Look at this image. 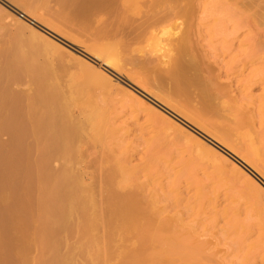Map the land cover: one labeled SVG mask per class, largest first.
<instances>
[{
    "label": "bare ground",
    "instance_id": "obj_1",
    "mask_svg": "<svg viewBox=\"0 0 264 264\" xmlns=\"http://www.w3.org/2000/svg\"><path fill=\"white\" fill-rule=\"evenodd\" d=\"M58 3L61 5L60 7L66 10V12L67 11L69 12L72 11V13L74 12L73 15L77 14V15H81V16L83 15V17H86L85 15L92 14V13L94 14V11L96 12V17H97L98 12H100V14L101 13L104 14L103 12H107L110 15L112 14L111 15L112 17L110 16V18L113 24L110 23V20L109 22H107V20L105 21V19H103L104 23L105 22L107 23V27H108V23L111 25V27L115 26L111 28L112 32L109 31L108 28L106 27L107 33L104 32L105 28H101V30H97V33L99 34V31H100V34H99L100 36L105 35V34H107L108 36V34H111L108 36V38H110V41L112 40V43L114 44V42L117 43L116 39L121 38V35L125 32L122 35V37L124 36L123 39L125 42L122 40V38L119 39L121 42L123 41V43H125V46L122 43L123 46L121 44V48H120V44L119 45L115 44L117 45L116 46L117 48L113 47L114 49L111 48L113 50L110 51V49L106 47L107 44L105 45L103 41L102 43H104L106 50L104 48H101V50L104 49L102 50L103 52H99V51L97 52L95 51L96 49L93 50L94 48H96V46L93 49L91 48V51L93 50L92 52L95 55V57L93 58L98 62H100V60L101 61L103 60L104 67L111 69V71H115L117 72V74L119 73L120 75L121 73H123L122 72L123 67H120L121 65L118 64V60L121 61L120 64L122 63V61L124 62V60H122L123 57L121 58L122 54H120V50L121 52L123 51L122 52L123 55L125 53L124 59H126L127 50L129 51L127 52L129 53V56H127V59L128 57L130 59L131 55L134 53L136 56L132 55V58H131L132 63L131 64L129 63L131 60L129 62L128 61L126 62H128L131 66L133 65V63H135V65H137L138 67H140L141 65L143 67V68L140 67L142 68L141 71L143 72V70H145L144 73L146 72L150 75L149 76L146 73L145 75L143 73L145 76H147L149 79L152 78V76L153 78L156 77V80L158 79L157 82H161L162 84L164 85L166 84L167 86H169L168 91L170 93L164 90L165 89L164 85L161 86L162 84L159 85V83L157 85L155 81H152L154 80L153 78L150 81L149 79H147V77H145L147 80L150 81L149 83L151 82L156 83L155 85L154 83H152L154 86L150 85L151 87H153V89H156V88L158 89L161 86L162 89L160 88V90L158 91L161 92L162 90V93L163 92L164 94L168 93L166 96L162 93H161L162 96L160 97L158 95H155V96L159 99L164 96L163 98H161L162 101L169 102L170 99H172L170 97L173 95L175 97V100L172 99L171 102L174 101L172 102V105L173 104L176 105V107L173 105L175 107L174 110H177V112L179 111L177 109V106L179 109L180 108L183 110L185 109L186 110V111L184 110L185 112L182 111V112H179V114L182 113V115H184V117L187 120L193 122L194 124L202 128L203 130L209 132L208 128L210 126L208 122L212 118L213 119L215 118V120L217 121L223 122V124L226 125V128L228 124L229 128L227 130L231 129L229 131H232V132L238 131L242 129L243 127H248L250 130L255 131L254 128H256V125H257L256 122H258L259 126L258 125L257 126H258L259 131L256 129L257 132L256 131L254 132L255 138H254L253 144L251 145L252 147L250 146L251 148L246 153L247 154L246 159L251 164H254L255 162L256 163L255 169H257L256 171L264 175L263 171L259 169V167H262V169L264 170V0H58ZM58 9L60 13L61 9L60 8ZM59 13H57L58 15L56 16L60 18L62 16H59L60 15ZM73 15H70V16L72 17ZM102 16H105V15H102ZM83 17L82 19L86 20V18H83ZM93 17H95V14L93 15ZM65 18L66 17H63V19ZM30 19L32 20V18ZM32 21L36 22L35 20H32ZM86 21L88 23L89 19H87ZM73 22H78V21H73ZM73 22L71 21V24ZM83 22L86 23L85 21ZM102 22L103 21L101 20V23ZM104 23L101 25H104ZM67 24H68V21H67ZM80 26L84 27V25H80ZM105 26L106 25H104V27ZM90 27L91 26L89 25V28ZM116 29H117V33H115ZM108 31L111 33H109ZM98 34H97V37H99ZM126 35H127V40L125 38ZM128 37H131V39ZM101 38L102 40H104L103 38H105V41H106V36H101L99 39L101 40ZM113 40H116V41H113ZM143 40L149 41V44H150L149 50L152 52L154 51L153 53L152 52L149 53L150 52L149 50H148V53H143L144 52L143 50L146 51L148 49V48L145 49L144 47L146 44H148V41H146V44L144 41L143 42L144 46H143V43H142ZM138 42L141 45H139ZM112 43H111V47H112ZM135 43L138 46H135ZM151 44L152 45L154 44L155 47H151ZM102 45L103 44L99 46L102 47ZM141 46H143V48ZM123 47L127 49H123ZM136 47H138L137 49L139 50V52H140L139 47L143 49L142 52H140L141 55L137 54L139 52L135 53ZM146 47L148 46L146 45ZM157 48H159V52L158 50L156 51ZM160 51H162L163 54ZM156 53L157 55L155 59H153L152 57H154V54ZM158 53L162 55L159 56ZM138 55L140 57L142 56V59L144 60L143 61L139 60L140 57ZM119 57L121 58V60ZM135 58H138V60H136ZM74 65L76 66V64ZM137 66L135 67L139 69ZM14 67H16V65ZM17 67L19 69L20 65ZM17 67H16V70H17ZM77 67L79 69L80 66L77 65ZM87 68L89 67L86 66V69ZM10 69H12V67ZM86 69L84 70L86 71ZM84 70L82 69L80 70L82 71L81 73H83V75L85 73L83 72ZM90 70H87V72L89 71L90 73ZM47 72L48 71H46V73ZM14 74L16 73L14 72L12 75ZM26 74H27L26 76H29L28 75L29 73L26 72ZM99 74H101V72ZM30 75L32 74L30 73ZM40 75L38 72L37 76L39 77L36 78L37 77L36 76L35 78L39 80ZM93 75H90V76L93 77ZM102 75L103 74H101V76L99 75L100 79L99 77H97L98 79L97 81L101 82L100 85L103 83V85H106V86L107 85L116 86L115 84H113V79H111L110 77L106 78ZM94 76H97V75L95 74ZM43 79L45 78H42V83H43ZM47 79H49L50 81V77H48ZM33 81L35 80L33 79ZM38 83L37 84L34 83L36 84V86L34 84L33 85L37 87ZM42 83L40 82L42 88L40 86L37 87V89L38 88L40 89L35 90V94L30 92L32 100L33 99H37V100L35 101L33 100L34 102L30 106V111L28 112L29 114L26 113L27 114L26 117H28L27 122L24 120L25 116L23 117L24 112L21 113L22 112L21 110H20L21 112H18L16 105L13 102H12V105L14 104L13 105L14 108L13 109L7 108L11 110L10 111L11 114H8L9 117L6 116V113L3 116H6L7 119L2 116L3 120L5 118L6 123L5 121L1 123L2 120L0 122L2 124V126L0 125L1 128L2 129L4 128L3 131L0 128L2 131L1 133H4V130H5L6 132H8L7 134L10 133L11 138H12L10 147H8L9 145H7V147L9 148V151L6 152L4 149L0 148V249L9 247L11 251L14 250L13 252L17 253L16 250L17 248H19V244H21L22 250L24 252L27 251L28 253L29 247L27 244L30 243L28 238L31 237V236L28 237V235L31 234L29 231L33 229L32 224L36 222L41 225L40 234L42 233L45 236L44 240L48 239L49 237L48 242L45 240V242H47V245L42 239V243L43 244L45 243L44 246L45 247L47 246V248L49 249L50 245H53L51 242L54 243L53 248L55 251L51 249L52 246L50 247L49 251L53 253V256L55 257L54 252L56 253V250L59 249V247L58 246L57 248L55 247L56 242L53 240L51 241V239H55V238L50 239V236L51 234L55 235L56 232L60 234V231H63V233H65L66 231L64 232V230H66V225L68 222H70V220L74 218L79 219L77 222H74L75 225L73 223L72 224L75 226L74 227L75 231L77 230V232L84 235V237H87L90 234V232H93L99 226V223L92 222L93 218H96L97 211L96 210L94 211L91 208V205L94 206L96 199L93 196V194L89 195L84 191L85 189L82 187L83 186L82 183L85 182L88 184V186H93L94 184H98L99 186L102 187V190H103V187L106 189L107 186L114 185V182L116 180V177H115L116 172L115 171L113 172L112 170V172L110 173L107 172L108 174L105 175L106 171L103 173V168H105L104 165L109 163V162L108 163L106 162L108 161L107 159H109L110 156L112 155L114 156V154H116L114 152L117 149H114V148L112 149L111 147H110L111 149L110 148L107 149V146L105 145L108 144L106 142L108 140H111L110 138L113 137V136L110 137L111 133L112 135H114L112 139V142H114L113 141L115 140L114 138L120 135L119 131L121 130L120 132H122L123 128L119 130V128L121 127L117 128V127H114L113 125L112 127L114 128V130L113 129L111 130V128H109L108 130V128L106 127L108 126L111 127L112 122H110V119L105 118L106 120L104 122L98 123L97 126L96 124L93 125L95 130H92L93 127L90 129V127L86 123L88 122L89 124V122L92 119L90 120L89 117L85 116L89 120L88 121L84 117V114L82 116L81 113H79V116L73 115L71 113V110L66 112L68 110V109L66 110V108H68L66 107V105H63V106L59 105L58 103H56V99L53 98L54 95H48L46 92L44 93L43 91H41L44 89V85ZM149 83H147V85ZM118 84L120 83L118 82ZM141 85L142 84H140L139 86ZM12 86L13 85H11V87ZM145 86L142 85L141 90L145 92L146 94H148L150 92V89ZM33 88L32 90L35 89ZM108 88H112V87L110 86ZM4 89L2 91H4ZM46 89L48 90V87H46ZM49 90H51V92L49 91V93L51 94L58 92L57 89H56L57 92L55 91L52 92L53 91L52 89H49ZM5 91L7 92L8 90H5ZM119 91L121 90L119 89ZM8 92L5 94V97L7 96ZM12 94L13 93H11V95ZM33 94H34V98L32 96ZM170 94L171 96H169ZM28 96L30 97V95ZM35 96L37 97L35 98ZM134 96H137V95H134ZM167 96L169 97V99L166 98L167 99L166 100L165 97ZM137 98L140 99L139 96ZM176 98L179 99L180 101H176L177 100ZM4 100L5 102L7 101L8 103V100L6 99ZM2 103L0 101L1 109L3 108V105H4V103L3 104ZM7 103H5L6 105L4 106L9 107L8 105L9 103L8 104ZM176 103H178V105ZM168 105L170 106V104ZM172 105L171 107L173 108ZM1 109L0 111H2ZM83 117L85 118L84 120H87V122L83 120ZM106 121H108V123L110 122L111 124L107 126L106 124L108 123ZM91 123L92 121L90 122V125ZM93 123H97V122L94 121ZM102 123H105V127H104V124ZM99 124H102L103 126ZM223 124H220V125L213 124L211 125V127L213 126L214 128L215 126L216 127L218 126L219 128H221L219 129L221 135H219L220 133H218L217 136L216 135L214 136L216 137V139H219L226 145V140L224 136L225 135L227 136L229 134L228 133L229 131H226V128ZM95 126L98 127V129L100 128L102 130L101 131H99L100 129L97 130ZM117 129L119 130L118 132H117ZM109 131L111 133H108ZM114 131L115 133L117 132V134H113ZM92 132H95L93 133L95 135H92L91 134ZM30 133L33 137L29 135L28 139L34 138L33 139L34 142L33 144H31L33 148H31L32 146L30 145L31 150H29V147H28V152L32 151V154L33 152H35L36 154V155H33L35 157L30 156V157H33L30 160L35 158L34 160H32L33 162L31 161L32 165L31 164L29 165V163H27L28 161L26 162L25 154H27L26 153L27 148L25 147L26 145H24L25 143L24 139ZM106 133L109 134V136L107 134V136L110 137L109 139H106L108 138L106 136ZM251 133L253 134V132ZM85 137H88V141H91L90 144L88 142H85L87 140V139L86 140L84 139ZM89 137L91 138V140ZM104 141H106L105 144H104ZM109 144H108V147H109ZM91 151L95 153L94 159H90L88 156L89 152ZM30 152H29V155H30ZM105 159L106 161H104ZM122 161L123 163H125L124 161L126 160L124 159ZM57 162L60 163V169L56 170L53 167V164H56ZM123 163L122 164L119 163L118 165L121 166L123 165ZM124 165H126V163ZM136 167L134 166L135 170L128 169L129 170L128 172L130 176L132 177V179H135V178L137 179L138 176L135 177V175L136 173L137 175L139 174L138 170H140L141 172V169H137L139 168V166L137 168ZM89 168L95 169L97 174L99 170L101 175L99 176L94 175L95 178H92L93 176L90 173L89 176H87L82 182L81 178L83 175H81V172L84 169H89ZM114 170L117 171L118 169L114 168ZM17 175H20V176L25 175L26 178L28 177L27 184L24 185V183L21 181L22 182L21 185H19V183L18 185H16ZM134 181H138V180H134ZM13 182H15L16 184H14ZM245 185L246 184L244 183V186ZM136 186L137 185H133V187H131L132 191L129 190V192L124 193L125 191L124 189H123L124 190L123 192H119L116 190L115 192L113 191L112 194L109 193V196L103 197V199H100V202L113 203V204L118 205V210L111 209L107 211L106 213L107 217L105 220L103 219L102 229L105 232V241H106L107 247L111 244V241H114L117 237L123 236L124 232H128V231L132 232L134 230H138L139 232L138 236H134V239L136 241L135 243L137 245L133 249L127 248L124 252L120 254L121 261L119 264H191V263L197 264L196 261L198 262V264L200 263L202 264H227L224 258H226L229 255V254L227 255L226 253L227 250H225V248H227L228 246L227 247L225 246L224 249L222 247V249L225 250V252L223 250L218 251V249L216 251H212V249L215 246H217L221 241H223V239L224 240L229 239L231 235L233 236V234L234 236H236L237 234H239L240 236L243 233L242 237H244L243 235L249 236L252 233L251 231L248 230V227H246L243 223L240 222L241 224L234 227L233 230L231 229H228L229 231L226 230L227 232H225V230L222 229L224 227H222L221 228L222 231H219L218 233L223 232L222 234L220 233V237H221V235H224V232H225L226 237L225 236L224 238L222 237V240L218 242L219 237L217 235V238H215L216 233L215 235H213V233H210L207 229H206V232L208 231L209 233L208 232L207 233L204 232L205 234L202 233L203 230L205 231L204 226L206 227V225L204 226L202 225L203 229L201 230L200 225L202 221L201 222L199 221L198 223V221L196 220L198 223V227H200V229L197 226H195L197 225L195 222L190 223L189 221V223L187 222L188 224L182 225V223L185 222L183 221L184 218L182 217L184 216V213H183L184 211L186 213L188 212L187 215L191 217V219L192 217L194 218V215L198 216L197 214H199L200 211L197 212V214L193 211L194 212L193 213L194 215H193L192 210L194 208L192 209L190 208L191 209L190 210L187 207L188 205L185 203L187 206L184 208L185 205L182 204L183 207L181 209L180 207L181 204H180L178 207H180V210L184 209V211L182 212L179 211L178 215L179 216L182 215V216L179 218L172 217L173 219H170L172 215L171 216L169 215L168 216L169 218L166 217L167 218L166 219L163 217V214L167 213L169 208L167 206L166 207L160 206V199H159L160 197H158L159 196L158 193L155 194L156 192L154 190H151V192H149V189H147V192H149L150 195L145 197L148 194L146 192V185H141L142 187L137 186V188ZM244 186H242V188L240 186V188L243 189ZM252 187L255 188L256 186L253 184ZM246 188L244 189H246L247 191L245 192L244 189L243 191L248 195L252 193L251 190H254V189L249 188V186ZM257 189H258L257 190L258 192L256 191V189L254 190V192H257L256 194L258 193L261 194V190H259L258 187ZM34 191H38V196L36 197L35 201L32 204H30V201H29L28 203L29 205H28L26 203L27 201H24L23 196L24 195L26 196L31 192L34 193ZM243 191L241 193H243ZM145 192H146V195L144 196ZM250 196H249V199H250ZM262 196H264L263 193H262ZM10 197H12L13 199L11 200ZM176 197H179V196H176ZM254 198L255 199L253 200L255 201V204L258 203L259 206L261 204L263 205V203L261 202L262 200L261 195L259 194L255 195ZM249 199L248 201H250ZM7 200L9 202L10 200L13 202L12 204L10 202L9 204V206L11 205L10 207L6 206L8 205ZM182 200L181 202L185 201V199L183 201ZM210 200H214V199H210ZM216 200L219 201L218 196ZM216 200L214 201L217 202ZM210 203H213V202H210ZM215 207H217V205ZM239 207H237V209H233L234 211L233 215H236L235 216L236 218H238L237 215H240ZM250 207L249 208L247 207L249 211L252 208ZM218 208H217L218 211H216V208L215 210H213L212 208V211H214L213 214L215 216H219V215L221 216L222 213L223 214L227 213L225 209H224L225 211L224 210L222 211V209H220V211H222V213L220 214ZM189 211H191V213ZM209 211L210 210H208V212ZM205 213L207 214L206 211ZM190 215H193V216H190ZM201 215H200V218H203L204 216L202 215L203 216L202 217ZM212 216H210L209 218L214 219V218H211ZM57 218L60 221L63 220L62 221L63 223H61V225L59 224L60 226L59 225L56 226L55 224V222L57 221L58 223H60L59 220H57ZM206 218L208 220V217ZM207 220H203V222ZM139 221H144V223L140 225L138 228L137 227L135 228V225L138 224ZM213 221H216V220H213ZM211 223L213 224V222ZM216 223H215V226H216ZM70 225L68 226V228L69 227L73 228V225L72 227ZM58 226H59V229L57 228ZM211 226H209V228ZM31 227L32 229L30 230ZM68 228L67 230L70 229ZM15 229H18L17 235H18V231H20L21 235L19 234L17 236L15 233H13ZM196 229H198V232L199 230H201L202 231L201 233L203 236L206 234H209V236L208 237L204 236L205 238L203 236L200 237V235L198 237L197 235L194 236L195 234H199V233H195L197 231ZM149 231H151L152 233L167 234V236L164 237V239H162V241L159 242V247L156 249H152V250L149 249L148 248L149 239L142 236L141 234V233H146ZM211 231H212V228H211ZM231 231L233 232L231 233ZM42 234L39 236H43ZM53 235L51 237H54ZM26 237L28 238L26 239ZM261 237H264V236H261ZM36 238H38V236ZM24 239L28 240L29 242ZM134 239L133 240L129 239L128 241L130 242L132 240L131 241L132 243ZM242 239L243 238H241V242L243 243L244 240ZM58 240L62 241L61 238ZM58 240L56 238V241ZM24 241L25 243L27 242L26 245L28 248L25 247L26 245L25 246L23 245ZM37 241H39V239ZM241 242L239 240V243ZM58 243L59 241L57 242V244ZM33 244L34 242L31 245ZM82 244L85 245L84 242ZM90 244L93 245V243H89L86 240V245H90ZM94 245H95L97 252L99 253V256L101 255L102 258L104 259L103 257L104 246L101 244V240L96 241ZM243 245H246L245 249L246 248L248 249V250H244V247L242 246L243 247L242 252L240 251L241 255L243 253L245 254L244 257L246 256L245 264H257L255 258L257 256L259 257V255L256 254L258 253L256 251H259V248L256 249L258 246L255 248L254 244L247 245L245 243ZM45 247H44V251H45ZM237 247H238V243H237ZM21 248L19 250H21ZM81 248L78 247L79 250H81ZM228 248L230 249V247ZM48 249H46L47 250L46 254H48ZM214 249H216V247ZM238 250H240V248H238ZM243 250L245 252H243ZM260 250L262 249L260 248ZM234 251L232 252V255L230 256H233V254L236 257L238 256V254L239 256H241L240 252L238 253L237 251L235 252ZM4 252H6V255L8 256L7 251L4 250ZM229 252H231V250ZM10 253L11 252H9V254ZM23 254H26V253L22 252L21 255ZM6 255H5L6 257L5 259V257L3 258L2 257L3 255L1 256V253H0V256H1L0 264H3V263L7 264L5 262H9V264L10 262L14 263L13 261H10V260L8 261L7 260L8 258ZM53 256H51V254L49 255V257H53ZM236 257L233 256L231 258L234 259ZM1 258L3 262H1ZM61 258L59 260V257H58L57 260H59L60 262L62 261ZM57 260L56 258L54 259L52 258L51 260H47V262L48 264H51V263L53 264L54 261H56L57 263ZM236 260H239V259H236ZM50 261L52 262L49 263ZM23 263L25 264L27 262H23ZM69 263L71 264L72 261L71 262L69 261ZM14 264H17V263H14ZM232 264H235V262H233Z\"/></svg>",
    "mask_w": 264,
    "mask_h": 264
},
{
    "label": "rangeland",
    "instance_id": "obj_2",
    "mask_svg": "<svg viewBox=\"0 0 264 264\" xmlns=\"http://www.w3.org/2000/svg\"><path fill=\"white\" fill-rule=\"evenodd\" d=\"M48 1H49V3H48ZM60 6L61 5L58 3V0H40V1L39 0H0V67H1L0 68V89L2 87V89L0 90V101H1V103H2V101H3V103L5 102L4 99L8 100V103L11 101L10 102L11 105H10V103L8 104L7 101L5 102L9 105V107L4 106V105H6L5 103H4L2 109L0 107V109L3 111V112L0 111L1 112L0 113V115H1L0 116V122L2 120L1 123H3V121H5L6 116L9 117L8 114H11L10 109L14 108V106H13L14 104L16 105L18 112H21V111H22L21 113L24 112L25 115L23 114V117L25 116L24 120L27 122L28 117H26V115L29 114L28 112L30 111V106L33 104V102L35 100H37V99H33L34 101L32 100L31 93L35 94V90L40 89V88L37 89V87H39V86L42 88L40 82L42 83V78H45V79H43V83H42L44 85V89L41 91H43L44 93L46 92L48 95H54V97L53 96L52 97L54 99H56V103H58L59 105H61V106L66 105V107H68V108H66V110L68 109L66 112L71 110V113L73 115L79 116V113H81L82 116L84 114V117L87 116V117H89L90 120L92 119L91 120L92 123L90 125L91 121L88 124V122H87L88 119L85 117L87 120H84L85 118L83 117V120L87 122L86 124L90 127V129L93 127L92 130H95L93 125L96 124V126H97L98 123L104 122L106 120L105 118L110 119V122H112L111 127H109L108 125L111 123L110 122L108 123L109 120L106 121L108 123V124H106L108 126V127H106V128H108V130H109V128H111V130L112 129L114 130V128L112 127L113 125H114V127H117V128L121 127V128H119V130L123 128L122 132H120L121 130L119 131L117 129V132L119 131L120 135H118V136L116 135L117 137L114 138L115 139V140H113L114 142H112L114 135H112L111 130H110L111 132L109 131L108 133H111L110 137L113 136L112 138L108 137L109 134L106 133V136L108 134V136H107L108 138H106V139H109V138L111 139V140H108L110 142V144L108 141L107 142L104 141V144H105V142L109 144V147H108V144L105 145V146H107V149L110 147L112 149L113 148L117 149V150H115L114 153H116L118 157L116 156V154H114V156H116V157H114L113 155H112L113 157L110 156L109 157L110 161L106 157V159L108 161H106V159L104 161H106L107 163L109 162V163L108 164L104 163L107 166L104 165L105 168H103V173L106 171L105 175L108 174L107 172H109V173L112 172V170H113V172L114 171L116 172V176H115L116 177V180H115L116 183L114 182V185L107 186L106 189L103 187V190H102V187L99 186L98 184H94L93 186H88L87 183L83 182L84 179L87 176H89L90 173L93 176L92 178H95L94 175H98V176L101 175V173L98 170V174H97L96 170L93 168L84 169L81 172V175H83L81 180L83 182L82 187L85 189L84 191L89 195L93 194V196L96 199L94 206L91 205V208L94 211L95 210L97 211L96 218H93L92 222L93 223L94 222L99 223V226L97 227V229L94 230L93 232H90V234L87 237H84V235L80 234L79 232H77V230L75 231V229H74V227H75L74 222H77L79 219L74 218V219L70 220V222H68L66 225V230H64V232L66 231L65 233H63V231H60V234L57 232L55 233V235L51 234V236L53 235L54 237H51L49 235L50 239L55 238V239H51V241L53 240L56 242L55 247L56 248H57V246L59 247V249H57L56 253H55L54 252L55 250L53 248L54 243L51 242L53 245H50L51 243L49 244L50 247L52 246L51 249L54 250V251H52V252H54V255H55V257H54L53 253H51L49 251L50 247L48 249L47 246L46 247L44 246L45 243L47 245V242L49 241V237H48V239H45L47 241V242H45V240H44L45 236L42 233L41 234L43 236H39V235H41L40 234L41 225L39 223L34 222L32 224L34 231L31 227L30 230L31 229L32 230L29 231L31 234L28 235V237L29 236H31V237H29V238L26 237V239L28 238V240L30 241V243L27 244L29 248L26 245L27 242L26 243H25V241L23 242V245L24 246L26 245L25 247L28 248V253L26 250H25L26 252H24L21 248L22 245L19 244V248H17V250H16L17 253L13 252L14 250L11 251V249L9 247L3 248L4 250L7 251L8 256L6 255V252H4L3 249H0L1 256L3 255L2 257L4 258L6 255L8 258L7 259L8 261L10 260V261H13L14 263H17V264H24L23 262H27L25 264H39L40 262H42L40 264H44L45 262H46L45 264H48L47 260H51L52 258L53 259L56 258V260H57L58 257H59V260L62 257L63 258V259L61 258L62 261L59 262V260H57V263H56V261H54L55 263L53 262V264H58V263L59 264H70L69 261L70 262L72 261L71 264H119L121 261L120 254L122 252H124L127 248L133 249L137 245L135 243L136 241L134 239V236H138L139 232H138V230H134L132 232L131 231L124 232L123 236L117 237L114 241H111L110 245L108 243L109 246L107 247L106 241H105V232L102 229L103 219L104 220L106 219L107 211H109L111 209L118 210V205L113 204V203H103V202H100V199H103V197L109 196V193L112 194L113 191L115 192L116 190L119 192H123L125 190L124 193H126V192H129V190L132 191L131 187H133V185H137L138 187L139 186L142 187L141 185H146V192H147V189H149V192H151V190H154L156 192L155 194L158 193L159 196L158 195L157 196L160 197L159 198L160 199V206H165V207L167 206L169 208L168 212L163 214L164 218L168 217L169 215L170 216L172 215L170 219H173L172 217H174V218L181 217L182 215L179 216L178 214H179V211L180 212L184 211V209L180 210V207L182 209L183 205H185L184 208L187 205H188L187 207L189 209L194 208L192 210V214L194 212L197 214V212L200 211V213L204 217L199 213V214H197L199 217L195 216L193 214L194 218L192 217V219H191V217H189L187 215L188 212L186 213L185 211L183 212L185 217L182 216L184 218L183 221H185V222H183L184 224L182 223V225L188 224L190 221V223L195 222L197 224L195 226L198 227L199 221L200 222L202 221L201 225L199 224L201 227V230L203 229L202 225L203 226L206 225L207 228L204 226L205 231L203 230V232L201 230H199V232H198V229H196L197 231L195 233H199V234H195L194 236L197 235V237H198L200 235V237H201V236H203L202 233H204V232L207 233L209 231L210 233H213V235H215V233H216L215 238H217V235H218V237H219L218 242H219L222 240V237L224 238L225 232L229 231L228 229L233 230L234 227L243 223L246 227H248V230L252 232L251 235H249L250 237L247 235H243L245 238L242 237L243 233L240 236H239V234H237L236 236H234V234H233V236L231 235V237L229 239H225V240L223 239V241H221L217 246H215L216 249H214L215 248L214 247L212 249V251H216L217 249H218V251H221L225 248V246L226 247L228 246V247H230V249L227 247V248H225V250H227V252H226L227 255L229 254L228 256H230V255H232V252L234 250L237 251L238 253L240 251L242 252L243 247H244V250H248L247 248L245 249L246 245H243V244H245V243L247 245L254 244L255 248L258 246L256 249L259 248V251H260V253H259V251H256V252H258L256 254L259 255V257L256 255L257 256L256 257L257 259L255 258L256 263L257 264L258 263L264 264V237H261V236H264V235H262V234H264V220H263L264 219V209H263L264 208V198H262V197H264V196H262V193L264 194V175H262V174L258 173V171H256L257 169H255V165H256L255 162H254V164H251L246 159V156H247L246 153L252 147L251 145L253 144V141L255 138L254 132L256 131V129L259 131L258 122H256L258 126L256 125V128H254L255 131L250 130L248 127H243L242 129H240L238 131L232 132V131H229L231 129L227 130L229 128L228 124H227V128H226V125L223 124V122L217 121V120H215V118L210 119L211 118L210 117L209 118L210 121L208 122L209 126H210L208 128L209 132L203 130L202 128H200L199 126L194 124L193 122L187 120L184 117V115H182V113L179 114V112H182V111L185 112L186 111L185 109H184L185 110L184 111L181 108L179 109L177 106V109L179 111L177 112V110H174L176 105L173 104L175 106L174 107L172 105V102H174V101L171 102L172 99L175 100V97L173 95L172 96H171V94L169 95V96H171L170 98H172V99H170V101L168 100L169 102H167V101L163 102L162 101L161 98H163L164 96L160 98L161 101L159 98H157L155 96V95H158L160 97V96H162V94H164V92L162 93V90H161V92L158 91V90H160L161 86H163L164 84H162L161 82H157L158 79L156 80L155 76H154L155 78H153V76H152V78L154 80H152V78L149 79L147 76H145L148 73L145 72L146 73L145 74L144 73L145 70H143V72L141 71V69L143 68L141 65H140V67H142V68L135 65V63H133L134 67H133V65L132 66L130 65L132 63V59H131L132 55H135L133 52H132L133 54L131 55L130 59H129V57L127 59V56H129V53H127V52H129V51L127 50V52H126L124 50L126 52V55H127L126 59H124L125 53L123 55V53H122L123 51L121 52V50H120V54L123 55V56L121 55V58L123 57L122 60H124V62L122 61L121 64H120L121 61L118 60V64L121 65L120 67H123V69H124L123 70L121 68L123 73H121L120 75H119V73L117 74V72L111 71V69L104 67L103 66V62H104L103 60L102 61L100 60V62H98L93 58V57H95V55L93 54L92 51L95 49H96L95 51H97V52L98 51L103 52L102 50H104V49L106 50V47H108L111 51L114 49L113 47L117 46L115 44H118V45L120 44V48H121V44L124 41V39H123L124 36L122 37V35L125 32L121 35V38L123 41L121 42L119 40L121 38H119V39H116L117 41L113 40V41L117 42V43L114 42V44L112 43V40L110 41V38H108V36L111 34H108V36H107V34L101 35V36H106V41H105V38H103L104 40H102V38H101V40L99 39L101 37L99 35L100 31H99V34L97 33V30H101V28H105L104 32L107 31V29H106L107 23L106 22L104 23L103 19H105V21L107 20V22H109V20H110V23L113 24V22H111V18H110V16L112 14L110 15L107 12H103L104 14H102V13L100 14V12H98V14H100V15L97 14V17H98L97 18L96 12L94 11L95 17H93V15H94L93 13L85 15L86 17H83V15L82 16L77 15V14L73 15L74 12L72 13V11L66 12V10H64V8H62ZM58 8H60V9L62 8L61 9L62 11L60 10V13H59ZM70 10H72V9H70ZM61 12H62V14H61ZM22 13H23V15H22ZM57 13H59L60 14L59 16H62V17H60V18L57 17L56 16V15H58ZM69 14L73 15L72 16L73 18ZM102 15H105V16H102ZM29 17L32 18V20H35L36 22H33ZM63 17H66V18L63 19ZM76 17H78V18H76ZM82 17L86 18V20L89 19L88 23L86 20H83ZM101 17H103V18H101ZM93 18H95V19H93ZM101 20L103 21L102 23H101ZM67 21H68V24H67ZM71 21L72 22L78 21V22H73L71 24ZM83 21H85L86 23H84ZM95 21H96V23H95ZM103 23H104V25H106L105 27H104V25H101ZM87 24H89L91 27L89 28V25H87ZM80 25H84V27H82ZM114 25H115V23H114ZM112 27H115V26H112ZM112 27L108 23L107 28L109 31H111ZM111 32H109V33H111ZM95 33H97L99 37H97V34H95ZM115 33H117V29H116ZM125 38L127 40V35ZM128 38L131 39V37H128ZM103 41H104L105 45L107 44L106 47H105L104 43H102ZM144 41L146 44V41H148V40H143L142 43ZM111 43H112V47H111ZM101 44H103L102 47H100ZM123 44L125 46V43H123ZM123 44H122V46H123ZM138 44H139V42H138ZM113 45H115V46H113ZM139 45H141V44H139ZM146 45L148 47H146ZM146 45L144 46V43H143V46L145 47V49H147V48L148 49L145 51L139 47L140 52H142V50H143L144 51L143 53H148V50L150 48L149 47V45H150L149 41H148V44H146ZM95 46H96V48H94ZM135 46H138V45H136V43H135ZM143 46H141V47L143 48ZM151 47H155L154 44L153 45L151 44ZM91 48L92 49L94 48V49L91 51ZM101 48H104V49L101 50ZM108 48H107V50H108ZM111 48H113V49H111ZM137 48L138 47L135 48V51H136L135 53L139 52V50ZM123 49H127V48L123 47ZM133 50H134V48H133ZM157 50L159 52V48H157L156 51ZM140 52L137 54L141 55ZM151 52L152 51H150L149 53H151ZM160 52L163 54L162 51H160ZM143 53H142V55H143ZM156 55H157V53L154 54V57H152V58L155 59ZM161 55L159 54V56H161ZM117 58H118V56H117ZM121 58H120V60H121ZM140 58H139V60H141V61L144 60V59H142V56ZM135 59L138 60V58H135ZM126 61H128V62L130 61L129 62L130 64ZM141 61H140V63H141ZM133 62H135V61H133ZM15 63L20 65L19 69L17 67L19 65L15 64ZM81 63H82V65H81ZM74 64H76V66ZM137 64H139V63H137ZM15 65L17 67V70H16V67H14ZM77 65L80 66L79 69H78ZM84 65H86L89 68L86 69V66H84ZM135 66H137L139 69H137ZM11 67H12V69H10ZM90 68H91V70H90ZM32 69H33V71H32ZM81 69L82 70L86 69V71L85 70L83 71V72H85L84 75H83V73H81L82 72V71H80ZM22 70H24V71H22ZM43 70H44V72H43ZM45 70L48 71L47 73H49V74H47ZM87 70H90V73H89V71L87 72ZM25 71L27 73H29L28 74L29 76H26L27 74ZM14 72L16 74L12 75ZM38 72H39V75L41 74L40 78H39L40 81L38 79H36L39 77V76H37ZM100 72H101V74H103L102 76H104L106 78L110 77L111 79H113V84H115L116 86H113V85L108 86L107 85L108 87H110V86L112 87V88H108L106 85H103V83L100 85L101 82L97 81L98 80L97 77H99V75L101 76V74H99ZM30 73L32 75H30ZM94 73L97 76H94L95 75ZM34 74H36V75H34ZM89 74L90 75L94 74V75L92 77ZM128 74H130V75H128ZM15 75H17V76H15ZM124 75H126V76H124ZM46 76H47V78L50 77L51 82L49 81V79L46 78ZM86 76H88V77H86ZM141 76L144 78H142ZM5 77L7 78V80ZM12 77L14 80L12 79ZM129 77H131V78H129ZM145 77H147V79H149L150 81L151 80L155 81L157 83V85H158V83H159V85L162 84L160 87L158 86L159 87L158 89L156 88L158 92L156 91V89H153V87H151V86H154L156 83L155 82L149 83L150 81L147 80ZM10 78L13 80L14 83L12 82V80ZM33 79L35 81H33ZM99 79H100V77H99ZM38 81H39V83H38ZM47 81H48V83H47ZM118 82L120 84H118ZM34 83H36V84L38 83V86L35 87L36 84H34ZM54 83H55V85H54ZM139 83L144 85V86L146 84L145 87H148L150 89L149 93H151V94H149V93L146 94L145 92H143L141 90L142 85L139 86L140 85ZM147 83H149V84L147 85ZM152 83H154V85ZM45 84H47V85H45ZM117 84H118V86H117ZM11 85H13V86L11 87ZM32 85L34 86L35 89L33 88ZM45 86L48 87V90L46 89ZM4 88H6V89H4ZM9 88H11L12 91ZM32 88L34 90H32ZM118 88L121 91H119ZM164 88L163 89L166 92H169L168 91L169 86H167L165 84ZM3 89H4V91H2ZM49 89H52L53 90L52 92H54V91L55 92L58 91V92L51 94V93H49V91L51 92V90H49ZM56 89H57V91H56ZM116 89H118V90H116ZM5 90L9 91V92L7 91L9 95L7 94L6 97H5V94L7 92ZM23 90H24V92H23ZM11 93H13V94L11 95ZM34 94L32 95L33 98H34ZM58 94H59V96H58ZM133 94L137 95V96H134ZM167 94L168 93H166L164 95L166 96ZM28 95H30V97ZM138 96L140 97V99L137 98ZM36 97L37 96H35V98ZM27 98H29V99H27ZM166 98L169 99L168 96L165 97V99ZM176 101H180V100L177 99ZM12 102L14 103L13 105H12ZM165 102L170 104V106ZM176 104L178 105V103H176ZM171 105L173 106V108L171 107ZM7 108H10V109H7ZM80 109H82V110H80ZM82 112H84V113H82ZM5 113H6V116H3V115H5ZM2 116L5 117L4 120H3ZM94 121L97 123H93ZM1 123H0V125L2 126ZM5 123H6V121H5ZM102 124H104V127H105V123H102ZM102 124H99V125H102ZM213 124H215V125L223 124L226 128V131H229L228 132L229 134L227 133L228 135L224 136L225 140H226V145H225V143H223L219 139H216V137L214 136V135L217 136L218 133H220L219 129H221V128H219L218 126H217L218 127L217 128L215 126L216 128L214 127L215 128L214 129L213 126L211 127V125H213ZM1 126H0V128H1ZM89 127H88V129H89ZM96 128H97V130L100 129V128L98 129V127H96ZM106 128H104V129H106ZM1 129H0V148L4 149L7 152V151H9L8 147H10V145H11V139L12 138H11L10 133L7 134L8 132H6L5 130H4V133H1L4 128L2 129V131H1ZM101 130L102 129H100L99 131H101ZM142 130H144V131H142ZM117 132L115 133V131H114L113 134H117ZM251 132H253V134ZM93 133H95V132H92L91 134L95 135ZM29 135H31V133L26 136V138H25L26 141L24 139V142H25L24 145H26L25 147L27 148L26 149L27 154H25V158H26V162L28 161L27 163H29V165L30 164L32 165L31 161L34 160L35 158L32 160H30V159L35 157L33 155H36V154H35V152H33V154H32V151L31 152L29 151L30 152V155H29L28 147H29V150H31L30 149V147L32 146L31 144H33V142H34L33 141L34 138L28 139ZM219 135H221V133ZM84 139L85 140L87 139L85 142H88L90 144L91 141H88V137H85ZM90 140H91V138H90ZM131 143H132V145H131ZM7 145H9V146L7 147ZM7 148H8V150H7ZM31 148H33V146ZM110 154H112V153H110ZM28 155H29V157H28ZM30 156H33V157H30ZM88 156L90 159H94L95 153L93 151H91V152H89ZM119 158H120V160H119ZM124 159L126 160V161H124L126 163V165H124L125 163H123V161H122ZM119 163H121V164L123 163L124 166L118 165ZM134 166L135 167L139 166V168H137V167L136 168L141 169V172H140V170H138L139 174L137 175V173H136V175H135V177L138 176L137 179L135 177H133L135 179H132V177L130 176V174L128 172L129 171L128 169L135 170ZM53 167L56 170L60 169V163L57 162L56 164H53ZM114 168H116L118 170L116 171V170H114ZM137 169H136V171H137ZM259 169L262 170L263 174H264V170L262 169V167H259ZM107 170H109V171H107ZM16 179L15 180L17 181V184L15 183L16 181L13 182L16 185H18V183H19V185H21L22 182L24 183V185H26L27 181H28L27 180L28 177L26 178L25 175H21V176L17 175ZM134 180H138V181H134ZM244 183L246 184L245 186H244ZM118 184H119V186H118ZM253 184L256 186L255 188L252 187ZM137 186H136V188H137ZM160 186L163 188H161ZM240 186H241V188H242V186H244L243 189L249 186V188L254 189V190L256 189V191L258 190L257 189V187H258L259 190H261V194L260 193H258V194L261 195V199H262L261 202L263 203V205L261 204L259 206L258 203L255 204V201L253 200V199H255L254 196L258 195V194H256L258 191L254 192V190H251L252 193L250 195H252V194L253 195L250 196V195L245 193L247 191L246 190L247 188L244 189V191H245L244 192L243 189L240 188ZM111 187H112V189H111ZM241 190L243 191V193H241L242 192ZM146 192H145L144 196L146 195ZM149 192H147L148 194L145 197L150 195ZM245 194L248 196H246ZM26 196H27V198H26ZM26 196L25 195L23 196L24 201H27L26 202L27 204L30 201V204H32L35 201L36 197L38 196V191H34V193L31 192ZM154 196H156V195H154ZM176 196H179V197H176ZM217 196H218L219 201L216 200ZM249 196H250V199H249ZM10 199L12 200L13 198L10 197ZM182 199L183 200L185 199V201H183ZM210 199H214L217 202H215L214 200H210ZM248 199L250 201H248ZM11 200H10V202L12 204L13 202ZM155 200H157V199H155ZM181 200L184 203L181 202ZM10 202L8 201V205H6V206L10 207L11 206V205L9 206ZM210 202H213V203H210ZM214 204H215V206L217 205V207H215ZM179 205H180V207H178ZM218 205H220V206H218ZM241 206H242V208H241ZM218 207H220V208H218ZM237 207H239V210H240V215H237L238 218L235 217L236 215H233L234 214L233 209H237ZM247 207L251 208L250 211L248 210ZM212 208H213V210H215V208H216V211H218L217 210V208H218L220 214L222 213V211L224 209L227 211V213L226 214L222 213L221 216L220 215L215 216L213 214L214 211H212ZM220 209H222V211H220ZM243 209L246 211H244ZM208 210H210V211L208 212ZM201 211H203V212H201ZM205 211L207 212V214L205 213ZM189 212L191 213V211H189ZM212 214H213V216H212ZM193 215H190V216H193ZM200 215L204 219L200 218ZM210 216H212L211 218H214V219H210L209 218ZM59 217H61V216H59ZM195 217H196V219H195ZM206 217H208V220L209 219L210 220L208 221ZM185 218H186V220H185ZM199 218H200V220H199ZM57 220H59V219L57 218ZM196 220L198 221V223ZM203 220H207V221L203 222ZM213 220H216V221H213ZM62 221L59 220L60 223H58V221L55 222L56 226L59 224L61 225V223H63ZM211 222H213L214 226ZM214 222L215 223L217 222L216 226H215ZM237 222H238V224H237ZM143 223H144V221H139V223L135 225V228L136 227L138 228ZM70 224L73 225V228L69 227L70 228L69 229L68 226ZM207 224H208V226H207ZM39 225H40V227H39ZM72 225H70V226L72 227ZM59 226L57 227L58 229H59ZM209 226H211V227L209 228ZM200 227H198V228L200 229ZM222 227H224V228H222ZM251 227H252V229H251ZM67 228L69 230H67ZM211 228H212V231H211ZM221 228L223 230H225V232H224V235H221V237H220V233L221 234L223 233V232L218 233L219 231H222ZM206 229L208 230L207 232H206ZM17 230L18 229H15L16 232L15 231L13 232L16 235H17ZM68 231H69V233H68ZM34 232H35V234H34ZM37 232H38V234H37ZM232 232L233 231H231V233ZM19 234H20V231H18V235ZM56 234H58V235H56ZM141 234H142V236L149 239L148 248L151 250L158 248L159 242L162 241V239H164V237L167 236V234H165V233H152L151 231L146 232V233H141ZM32 235H33V237H32ZM46 235H48V234H46ZM259 235H260V237H259ZM37 236H38V238H36ZM204 236L208 237L209 234H206ZM240 237L243 238L242 239V240H244L243 243L241 242ZM56 238H57V240L61 238L62 241L58 240L59 243L57 244L58 241H56ZM26 239H24V240H26ZM30 239L31 240L33 239L32 241L34 242V244H33L34 246L31 245L33 242ZM38 239H39V241H37ZM42 239L45 242L44 244L42 243ZM129 239H132V240L134 239V241L131 243L132 240L129 242L128 241ZM28 240H26V241H28ZM86 240L89 243H93V245L92 244L86 245ZM98 240H101V244L104 246V252H103L104 259L102 258L101 255L99 256V253L97 252L95 245H94V243H96V241H98ZM239 240L242 243V245H241V243H239ZM246 240H248L249 242ZM250 241H251V243H250ZM83 242L85 243L86 246L84 244H82ZM237 243H238V247H237ZM41 245H43V246H41ZM81 246L83 249L81 248ZM44 247H45V251H44ZM78 247L81 248V250H79ZM222 247H223V249H222ZM234 247H235V249H234ZM20 248H21V250H19ZM238 248H240V250H238ZM260 248L262 250H260ZM46 249H48V254H46L47 253ZM225 250H223V251L225 252ZM230 250H231V252H229ZM244 250H243V252H245ZM21 251L23 253H26V254L21 255L22 254ZM9 252H11V253L9 254ZM237 252H236V254H237ZM241 252H240V255H241ZM49 253L53 257H49V255H50ZM56 254L58 255V257ZM14 255H15V257H14ZM244 255L245 254L242 253V255H241L242 257H241L238 254L239 257L237 256L238 257L237 258L233 254V256L236 258L233 259V258H231L233 256H230V257L227 256L226 257L227 259L226 258H224V259H225L227 264H228V262H229V264L231 262L232 263L235 262V264H237V263L240 264L241 261H242L241 264H245V262H246L245 257L246 256L244 257ZM43 257H45V258H43ZM68 257L70 258V260ZM5 259H6V257H5ZM5 259H4V261H5ZM228 259H230V260L232 259L231 262ZM236 259H239V260H236ZM39 260H41V261H39ZM1 262H3L2 258H1ZM51 262L52 261H50L49 263H51ZM5 263L9 264V262H5ZM14 263L10 262V264H14ZM196 263L198 264L197 261H196ZM193 264H195V263H193ZM200 264H202V263H200Z\"/></svg>",
    "mask_w": 264,
    "mask_h": 264
}]
</instances>
